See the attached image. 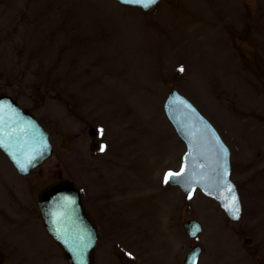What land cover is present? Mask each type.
<instances>
[{
    "label": "rangeland",
    "instance_id": "1",
    "mask_svg": "<svg viewBox=\"0 0 264 264\" xmlns=\"http://www.w3.org/2000/svg\"><path fill=\"white\" fill-rule=\"evenodd\" d=\"M169 86L230 147L239 222L164 182L185 152L163 111ZM0 95L30 109L53 145L28 177L0 154V264H67L37 208L59 179L82 188L98 227L93 264H182L195 245L197 264H264V0H161L146 13L112 0H0ZM134 150L147 168L132 165ZM188 219L203 225L195 239Z\"/></svg>",
    "mask_w": 264,
    "mask_h": 264
},
{
    "label": "water",
    "instance_id": "2",
    "mask_svg": "<svg viewBox=\"0 0 264 264\" xmlns=\"http://www.w3.org/2000/svg\"><path fill=\"white\" fill-rule=\"evenodd\" d=\"M116 1L147 12L160 0L149 7L125 0ZM164 110L186 146L181 170L169 177V183L180 187L187 195L200 189L216 200L232 221H238L241 205L236 187L230 180L228 148L210 123L172 87L167 94ZM94 134L95 131L90 129L89 135L93 137ZM63 142V147H66L67 139ZM222 148L226 150V156L222 153ZM0 150L23 176L33 173L52 153L44 126L30 111L20 107L8 96L0 97ZM233 192L240 209L236 219L229 211ZM37 201L43 225L62 248L68 264H92L98 231L84 207L82 190L71 181L62 179L43 188L38 193ZM184 229L190 237H195L202 227L197 221L188 220L184 223ZM200 252V247H194L183 264H196Z\"/></svg>",
    "mask_w": 264,
    "mask_h": 264
},
{
    "label": "snow or ice",
    "instance_id": "3",
    "mask_svg": "<svg viewBox=\"0 0 264 264\" xmlns=\"http://www.w3.org/2000/svg\"><path fill=\"white\" fill-rule=\"evenodd\" d=\"M125 2H131V3H136V4H141L143 7H149L150 5L156 3V0H125ZM179 71H183V68L181 67ZM100 134H103V130H100ZM222 153L226 156V150L221 149ZM173 174L171 172L167 173L164 177V182L168 183L169 182V177H171ZM224 176H227V169L225 168L224 170ZM229 190L231 191V186L229 185ZM229 211L231 212L232 216L234 219L239 217V204L238 201L235 197V194L233 192L232 198H231V203L229 205ZM198 230V229H197Z\"/></svg>",
    "mask_w": 264,
    "mask_h": 264
},
{
    "label": "bare ground",
    "instance_id": "4",
    "mask_svg": "<svg viewBox=\"0 0 264 264\" xmlns=\"http://www.w3.org/2000/svg\"><path fill=\"white\" fill-rule=\"evenodd\" d=\"M133 156H132V165H134L135 167H138L139 170L147 168V165L145 164V156H140L139 157V153L136 152L135 150L132 152Z\"/></svg>",
    "mask_w": 264,
    "mask_h": 264
}]
</instances>
